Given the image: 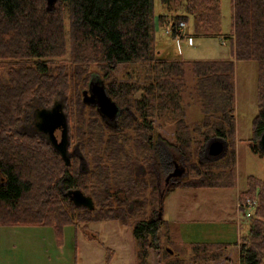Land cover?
Masks as SVG:
<instances>
[{
    "label": "trees",
    "instance_id": "trees-1",
    "mask_svg": "<svg viewBox=\"0 0 264 264\" xmlns=\"http://www.w3.org/2000/svg\"><path fill=\"white\" fill-rule=\"evenodd\" d=\"M160 1L163 11L158 22L171 23L173 38L177 25L192 17L195 35L232 39L236 61L257 63L258 111L249 146L263 156L258 138L264 130V0H231L229 36L221 34L220 0ZM153 10L154 0H55L52 6L47 0H0V226H52L60 236L64 226H77L71 212L77 209L89 221L127 215L133 221L137 264H149V249L160 246L159 228L163 226L169 235L165 221L157 218L165 191H160L159 134L154 120L173 128L172 146L183 157L186 171L180 186L236 185L234 61L164 57L155 45ZM92 65L102 70L108 95L122 109L113 123L103 121L94 107L82 102ZM118 65L131 68L123 80L113 76ZM187 67L202 113L192 123L187 121L183 98ZM61 95L69 117V104L74 107L69 136L86 163L84 171L72 159L65 165L39 133L18 132L26 120L38 131L40 107L59 101ZM213 138L227 144L218 159H211L205 146ZM166 146L171 152V143ZM203 155L209 159L200 160ZM170 163L162 162V167ZM138 166L141 174L135 171ZM246 184L238 200L250 199L253 215L239 240V264H261L264 179L249 175ZM61 187L80 189L92 198L94 208L74 206L61 194ZM135 200L140 203L130 208L129 202ZM156 201L157 207L152 208ZM177 245L181 249L189 245L183 250L194 259L206 260L221 257L229 243ZM166 252L172 255L173 251L166 248Z\"/></svg>",
    "mask_w": 264,
    "mask_h": 264
},
{
    "label": "rangeland",
    "instance_id": "rangeland-1",
    "mask_svg": "<svg viewBox=\"0 0 264 264\" xmlns=\"http://www.w3.org/2000/svg\"><path fill=\"white\" fill-rule=\"evenodd\" d=\"M220 10L221 34L229 36L232 32L231 0H220ZM153 11L156 25L154 27L155 45L163 52L164 57L187 61L224 59L234 61V138L237 186L217 189L175 186L166 191L165 182L171 185L176 183L186 176V171L183 166V157L176 150L177 148L172 146L174 143L172 126L160 120H154L156 132L159 134V141L156 143V157L161 171L160 191H166L162 199V219L167 224L168 233L171 236L167 234L163 226L159 228L160 246L157 249H149V264H239L235 242L247 233L253 208L247 207L245 211L238 209V191L246 189L249 175L264 179V154L259 156L253 153L249 146L250 141L255 137L253 122L258 111L257 63L236 61L233 56L232 39L227 38L226 44H222V36L199 37L195 35L192 17H189L186 22L184 31L186 35L173 38L165 31L170 28L168 26L171 23H166L167 26H165L158 22V16L163 11L160 0H154ZM66 31H68L67 21ZM129 69L131 68L127 65H118L113 76L118 80H123L122 76ZM89 72L98 75L105 82L108 81L102 70L100 71L95 65L90 66ZM186 81L188 88L183 98L187 121L192 123L199 120L202 113L195 100L194 80L189 67L186 68ZM64 97V95L60 96L61 103ZM69 105L71 108V117L68 116L70 130V121L71 125L74 124L75 111L73 104ZM85 113L86 118L90 117L89 109ZM18 132L31 135L39 133L29 125L27 120L18 128ZM168 142L171 143V152L166 146ZM71 145H74L72 141ZM76 159L73 158L72 163L79 167ZM199 159L208 160L209 157L203 155L199 156ZM162 162L171 163L163 168ZM176 170H180L181 178L172 177ZM135 171L141 174V166L136 167ZM60 191L63 196H66V190L63 187ZM137 203L140 202L131 201L129 207L133 208ZM156 204L157 201L152 208H155ZM150 211L151 208H148L147 215ZM71 212L73 213L72 218L78 224L77 226H64L60 236L52 226H0V247L5 248L6 254L13 255L27 264H137V247L132 234L133 221L127 215H121L117 220L89 221L84 212L78 209ZM179 240L190 243L222 241L229 243V246L217 259L198 260L194 259L191 252H186L189 245L184 247L186 250L176 246ZM166 248L173 251L172 255L166 252Z\"/></svg>",
    "mask_w": 264,
    "mask_h": 264
},
{
    "label": "water",
    "instance_id": "water-1",
    "mask_svg": "<svg viewBox=\"0 0 264 264\" xmlns=\"http://www.w3.org/2000/svg\"><path fill=\"white\" fill-rule=\"evenodd\" d=\"M47 2L49 6H52L55 0H47ZM82 102L84 105L95 107L100 118L107 123L115 122L119 114L122 112V109L118 104L108 95L103 79L95 74L91 75L87 88L82 91ZM38 118V130L47 134V141L61 156L65 165H69L73 151L70 153L68 152V119L63 110V103L55 102L51 107L41 108L38 112ZM56 130H60L61 132L60 139L55 135ZM258 146L260 151L264 154V130L258 138ZM206 149L212 159H218L225 154L227 144L222 138H213L207 143ZM79 158L83 159L81 154ZM84 165L86 167L85 162ZM173 175H181L180 170H176ZM180 181L181 180H178L176 183L172 184V187L179 185ZM66 195L69 201L76 207L87 208L89 210L94 208L92 198L80 189H69ZM163 195L164 193L160 198L161 204ZM157 218L158 220L162 219V206L159 207Z\"/></svg>",
    "mask_w": 264,
    "mask_h": 264
},
{
    "label": "crops",
    "instance_id": "crops-1",
    "mask_svg": "<svg viewBox=\"0 0 264 264\" xmlns=\"http://www.w3.org/2000/svg\"><path fill=\"white\" fill-rule=\"evenodd\" d=\"M165 26H167V24H164ZM154 27H156V25L154 24ZM166 31V30H165ZM185 31V30H184ZM167 32V31H166ZM186 33V32H185ZM167 34H170V33H168L167 32ZM155 37V36H154ZM224 60H226V59H224ZM177 186H180V184L179 185H177ZM176 186V187H177ZM236 186H237V178H236ZM205 189H217V188H205ZM243 191V190H242ZM241 191L239 190L238 191V196H239V193H240ZM243 211H245V210H243ZM170 234V233H169ZM170 236H171V234H170ZM172 238V237H171ZM173 240V239H172ZM174 241H176V240H174ZM177 242H179V243H184V244H187V243H190V242H186L185 240H179V241H177ZM203 242V241H202ZM204 242H211V241H204ZM212 242H222V241H212ZM227 243V242H226ZM238 241H236L235 242V246H236V256H237V261H239V245H238ZM5 248H1L0 247V264H27V263H24L23 261H19V258H17V257H15V256H13V255H10V254H6L5 253ZM261 264H264V259L262 260V262H261Z\"/></svg>",
    "mask_w": 264,
    "mask_h": 264
},
{
    "label": "flooded vegetation",
    "instance_id": "flooded-vegetation-1",
    "mask_svg": "<svg viewBox=\"0 0 264 264\" xmlns=\"http://www.w3.org/2000/svg\"><path fill=\"white\" fill-rule=\"evenodd\" d=\"M55 102H60V101H55ZM54 102V103H55ZM53 103V104H54ZM63 103V110H64V102H62ZM52 104V105H53ZM52 105H50V106H48V107H51ZM87 106H89V105H87ZM91 107H93V106H91ZM47 108V107H46ZM95 108V107H94ZM96 110V109H95ZM39 112V111H38ZM64 112H65V110H64ZM66 113V112H65ZM66 115H67V113H66ZM67 119H68V115H67ZM38 120H39V118H38ZM37 126V125H36ZM68 130H69V124H68ZM38 132H39V135L40 136H42V137H44L45 139H47V134H45V133H43V132H41V131H39L38 130ZM68 133H69V131H68ZM60 134H61V132H60V130H56L55 131V135L57 136V138L58 139H60ZM68 152L70 153L71 151H73V153H72V156H71V159H73V158H77L78 159V166H79V170L80 171H84L85 170V165H84V161H83V159H80L79 158V156H80V153H79V151H78V149H77V147H76V145H71V140H70V136H69V145H68ZM140 171V170H139ZM175 176H177V177H179V178H181L180 176L181 175H172V177H175ZM171 176H170V178H172ZM169 179V178H168ZM167 179V180H168ZM180 180V179H179ZM166 183V185H167V187L169 186V185H171V184H169L167 181L165 182ZM66 194H67V191H66ZM66 197H67V195H66Z\"/></svg>",
    "mask_w": 264,
    "mask_h": 264
},
{
    "label": "built area",
    "instance_id": "built-area-1",
    "mask_svg": "<svg viewBox=\"0 0 264 264\" xmlns=\"http://www.w3.org/2000/svg\"><path fill=\"white\" fill-rule=\"evenodd\" d=\"M185 22H180L177 27L175 28L176 36H182L184 35L183 30L185 28ZM168 33H171V28H168L166 30ZM227 37L222 36V44H226ZM252 201L250 199H246L244 202L238 201V209H241L242 206L250 207L252 206Z\"/></svg>",
    "mask_w": 264,
    "mask_h": 264
},
{
    "label": "bare ground",
    "instance_id": "bare-ground-1",
    "mask_svg": "<svg viewBox=\"0 0 264 264\" xmlns=\"http://www.w3.org/2000/svg\"><path fill=\"white\" fill-rule=\"evenodd\" d=\"M66 6H67V5H66ZM63 8H64V7H63ZM61 19H62V18H61ZM69 23H70V22H69ZM69 25H70V24H69ZM231 37H232V36H231ZM13 51H14V50H13ZM98 73H99V72H98ZM101 75H102V74H101ZM226 96H227V95H226ZM228 96H229V95H228ZM228 96H227V97H228ZM228 99H229V98H228ZM18 120H19V119H18ZM106 126H107V125H106ZM2 147H3V146H2ZM166 171H167V170H166ZM53 187H54V186H53Z\"/></svg>",
    "mask_w": 264,
    "mask_h": 264
}]
</instances>
